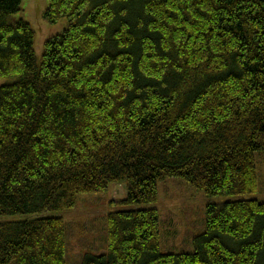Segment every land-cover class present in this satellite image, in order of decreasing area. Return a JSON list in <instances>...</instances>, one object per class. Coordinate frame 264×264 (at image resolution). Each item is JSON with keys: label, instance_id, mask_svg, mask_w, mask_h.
Returning <instances> with one entry per match:
<instances>
[{"label": "trees", "instance_id": "16d2710c", "mask_svg": "<svg viewBox=\"0 0 264 264\" xmlns=\"http://www.w3.org/2000/svg\"><path fill=\"white\" fill-rule=\"evenodd\" d=\"M0 0V216L73 209L127 182L123 205L182 178L210 197L258 192L264 0H48L66 29L42 58ZM61 217L0 223V264H67ZM157 209L111 212L81 264H264V201L206 208L193 252L164 253Z\"/></svg>", "mask_w": 264, "mask_h": 264}, {"label": "rangeland", "instance_id": "374dc122", "mask_svg": "<svg viewBox=\"0 0 264 264\" xmlns=\"http://www.w3.org/2000/svg\"><path fill=\"white\" fill-rule=\"evenodd\" d=\"M48 0H23L17 17L28 21L36 32V54L42 58L46 41L61 34L67 27L62 21L51 25L44 19ZM10 83L0 80V88ZM258 192L245 196L210 197L182 178L159 183V199L148 205H123L128 195L127 182L113 184L105 193L78 196L73 209L46 212L39 215L0 216V223L23 221L38 217H61L68 225L67 264H81L86 253H100L107 246V218L111 212L155 208L162 222L161 249L164 253L193 252L194 239L204 232L206 208L209 204L251 199L264 201V153L257 157Z\"/></svg>", "mask_w": 264, "mask_h": 264}]
</instances>
